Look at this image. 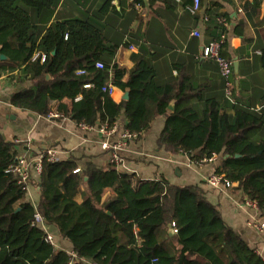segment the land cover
I'll use <instances>...</instances> for the list:
<instances>
[{"label": "trees", "instance_id": "trees-1", "mask_svg": "<svg viewBox=\"0 0 264 264\" xmlns=\"http://www.w3.org/2000/svg\"><path fill=\"white\" fill-rule=\"evenodd\" d=\"M55 2L0 0V55L6 57L0 76L21 68L33 84L14 93L11 104L45 116L54 112L77 126L111 127L123 111L133 140L162 116L159 147L197 164L217 156L214 173L233 182L264 216V98L255 110L226 97L205 98L186 78L159 83L142 55L127 71L112 60L116 46L90 18L41 24ZM35 52L40 56L31 60ZM109 83L128 98L115 102L102 89ZM17 162L15 144L0 134V264H264L197 185H175L162 175L139 179L110 161L79 166L69 156L43 160L33 204L11 169ZM36 213L71 244L74 257L46 241V232L32 224Z\"/></svg>", "mask_w": 264, "mask_h": 264}, {"label": "crops", "instance_id": "crops-1", "mask_svg": "<svg viewBox=\"0 0 264 264\" xmlns=\"http://www.w3.org/2000/svg\"><path fill=\"white\" fill-rule=\"evenodd\" d=\"M55 1L51 13L42 14L41 24L48 27L58 20L90 18L102 28L107 43L116 46L112 60L119 66L129 71L142 55L153 64L157 82L186 78L200 89L203 97L212 96L220 102L227 98L224 80L216 63L204 58L201 51L209 42L222 38V54L232 62L229 101L255 110L263 107L264 0H200L195 12L185 10L193 0ZM20 69L0 76V134L15 144L17 158L32 160L39 152L54 149L58 160L71 156L79 166L89 162L105 166L110 154L101 147L104 138L97 129L84 130L68 118H49L11 104L14 93L33 86L29 75ZM124 93L113 89L111 96L120 102ZM125 124L121 111L114 123L116 130L109 136L111 142L119 139ZM163 124L164 117L157 116L147 132L131 140L120 151L123 165L118 168L139 179L162 175L175 185H197L208 201L218 206L223 220L264 257V233L247 224L254 216L264 222V216L254 215L243 205V196L235 185L227 191L206 185L205 177L214 172L218 162L198 165L188 156L171 154L159 147L157 138ZM38 178L39 173L31 168L25 198L33 204L39 197ZM48 231L54 248L72 252L71 244L60 238L55 228Z\"/></svg>", "mask_w": 264, "mask_h": 264}, {"label": "built area", "instance_id": "built-area-1", "mask_svg": "<svg viewBox=\"0 0 264 264\" xmlns=\"http://www.w3.org/2000/svg\"><path fill=\"white\" fill-rule=\"evenodd\" d=\"M200 7V0H193L190 5H187L185 7V10L187 12H195ZM195 35H197V32H193ZM223 39L219 38L217 40H213L209 42L207 45L203 46L201 55L204 58H208L212 61H214L218 67L220 76L224 80L225 88L227 91V98L232 101L230 89L232 86L231 76H232V62L227 56L222 54V48H223ZM38 56H40V52H35L31 58V60H35ZM43 59V55H42ZM97 67H101L102 64L100 62H96ZM85 87H88V84L85 85ZM103 90H107L108 92H112L113 88L111 87L110 83L107 85V87H103ZM49 118H62V116L50 112L46 115ZM79 127L84 130H93L97 129V131L103 136V140L101 141V147L109 150V161L113 163L117 167H121L123 165V160L120 155V151L124 150L126 145L129 143V141L133 138L132 134L127 129H122L119 135V139L117 141L111 142L109 140V136L115 132L116 127L115 125H112L111 127L108 126L107 123L101 124V125H86V124H80ZM215 155L211 158L214 159ZM48 161H56L58 160V157L56 155V151L54 149H46L41 152L32 160L21 158L18 159V162L11 167L12 171L16 172L20 180L26 184L29 171L31 168L35 169L38 173H40L42 168L43 160ZM78 169H75L74 172H77ZM214 176L210 179V184L214 187L223 186L224 188H228L230 186H234V183L226 179L223 175L214 173ZM243 204L254 208L256 213L260 216V210L256 204L255 201L247 199L243 200ZM256 215V216H258ZM33 225H37L41 227L46 232V241L54 246V240L53 236L48 231V228L46 224L43 222L41 216L36 213L34 216V220L32 222ZM250 227L255 229L258 232L263 233L264 231V222L260 221L258 217L249 220L247 223ZM171 233H175L176 229L171 225ZM260 253V252H259ZM72 257H74V254L71 252L69 253ZM261 254V253H260ZM68 264H71L69 262Z\"/></svg>", "mask_w": 264, "mask_h": 264}, {"label": "rangeland", "instance_id": "rangeland-1", "mask_svg": "<svg viewBox=\"0 0 264 264\" xmlns=\"http://www.w3.org/2000/svg\"><path fill=\"white\" fill-rule=\"evenodd\" d=\"M124 129V128H123ZM131 140H133V139H131ZM130 140V141H131ZM129 141V142H130ZM109 151V150H108ZM216 158H214V159H209V160H204V162H201L200 164L202 165V164H205V163H213V164H216L217 162H218V160H217V156H215ZM213 160H216V162H214ZM199 165V164H198ZM35 170V169H34ZM36 171V170H35ZM37 172V171H36ZM38 173V172H37ZM214 174V172H211L210 174H208L207 175V177H205V183H206V185H208L211 189H215V190H222V191H227V190H230L231 188H233V186H230V187H228V188H224L223 186H218V187H214V186H212L211 184H210V179L212 178V176H214L213 175ZM28 179H29V176H28ZM28 179H27V182H26V186H27V183H28ZM235 185V184H234ZM243 198V200H245V199H247V198H245V197H242ZM248 201H250V199H247ZM244 205V204H243ZM245 207H247L248 209H250L252 212H253V214L254 215H258V213H256L255 211V209L254 208H252V207H248V206H246V205H244ZM244 206H242L243 208H245ZM241 206H239V208H242ZM260 214V213H259ZM252 217V216H251ZM255 217V216H254ZM254 217L252 218V219H254ZM251 219V220H252ZM252 228V227H251ZM263 233H264V231H263ZM54 240V239H53Z\"/></svg>", "mask_w": 264, "mask_h": 264}, {"label": "water", "instance_id": "water-1", "mask_svg": "<svg viewBox=\"0 0 264 264\" xmlns=\"http://www.w3.org/2000/svg\"><path fill=\"white\" fill-rule=\"evenodd\" d=\"M0 59H6V57L1 54L0 55ZM236 65L237 64H234V72H236ZM128 95H129L128 91H125V93L123 95V99H127L128 98ZM173 108H174L173 107V101H171L170 104H169V106H168V109L173 110ZM170 230H171V225L168 226V232H171Z\"/></svg>", "mask_w": 264, "mask_h": 264}]
</instances>
